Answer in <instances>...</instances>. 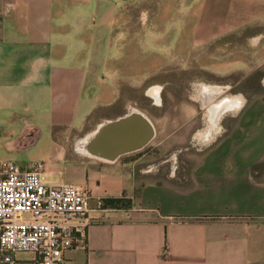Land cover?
Returning a JSON list of instances; mask_svg holds the SVG:
<instances>
[{
  "label": "crops",
  "instance_id": "1",
  "mask_svg": "<svg viewBox=\"0 0 264 264\" xmlns=\"http://www.w3.org/2000/svg\"><path fill=\"white\" fill-rule=\"evenodd\" d=\"M38 161L92 195L65 264H264V0H0V168Z\"/></svg>",
  "mask_w": 264,
  "mask_h": 264
},
{
  "label": "built area",
  "instance_id": "2",
  "mask_svg": "<svg viewBox=\"0 0 264 264\" xmlns=\"http://www.w3.org/2000/svg\"><path fill=\"white\" fill-rule=\"evenodd\" d=\"M91 200L86 188L47 182L41 161L26 170L3 163L0 264H18L20 253L31 254L34 264H65L66 253L85 241Z\"/></svg>",
  "mask_w": 264,
  "mask_h": 264
},
{
  "label": "rangeland",
  "instance_id": "3",
  "mask_svg": "<svg viewBox=\"0 0 264 264\" xmlns=\"http://www.w3.org/2000/svg\"><path fill=\"white\" fill-rule=\"evenodd\" d=\"M166 53H170L171 49L165 51ZM151 109L156 114H161V108H155L150 105ZM157 134L152 143H149L145 148L139 150L136 154L137 156L147 154L145 156V161L143 160L142 166L143 168L152 167V171H158L159 174H164L168 170L172 168H178L183 165V155L186 152H194V144L193 143H160L162 138V132L160 130V125L157 123ZM188 146V151L184 146ZM169 158V161L167 159Z\"/></svg>",
  "mask_w": 264,
  "mask_h": 264
},
{
  "label": "water",
  "instance_id": "4",
  "mask_svg": "<svg viewBox=\"0 0 264 264\" xmlns=\"http://www.w3.org/2000/svg\"><path fill=\"white\" fill-rule=\"evenodd\" d=\"M139 122H141V120H139ZM144 126H145V124H143ZM145 130H146V134L144 133V139L142 140L141 138H140V136H139V139L136 141V143H129V145H125V143H122V144H124V145H121V146H119V147H114V145L113 146H109L108 148H109V150L111 151V152H109L108 154H116V153H118V152H121V151H123V150H125L126 148L127 149H129V150H136V149H139V148H141V147H143L145 144H146V142L150 139V137H151V135H152V133H149V131H148V128L147 127H145Z\"/></svg>",
  "mask_w": 264,
  "mask_h": 264
},
{
  "label": "trees",
  "instance_id": "5",
  "mask_svg": "<svg viewBox=\"0 0 264 264\" xmlns=\"http://www.w3.org/2000/svg\"><path fill=\"white\" fill-rule=\"evenodd\" d=\"M120 199H114V198H110V199H106L104 201L105 205H110V206H117L120 205Z\"/></svg>",
  "mask_w": 264,
  "mask_h": 264
},
{
  "label": "bare ground",
  "instance_id": "6",
  "mask_svg": "<svg viewBox=\"0 0 264 264\" xmlns=\"http://www.w3.org/2000/svg\"><path fill=\"white\" fill-rule=\"evenodd\" d=\"M138 114H142V113H140L139 111L137 112ZM141 116H143V115H141ZM143 117H145V116H143ZM146 118V117H145ZM151 126V125H150Z\"/></svg>",
  "mask_w": 264,
  "mask_h": 264
}]
</instances>
